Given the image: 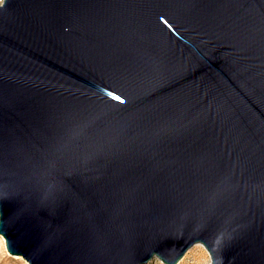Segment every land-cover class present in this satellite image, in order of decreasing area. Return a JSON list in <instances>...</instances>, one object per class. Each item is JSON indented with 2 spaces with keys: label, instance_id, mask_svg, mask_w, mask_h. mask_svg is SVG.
Returning <instances> with one entry per match:
<instances>
[{
  "label": "water",
  "instance_id": "1",
  "mask_svg": "<svg viewBox=\"0 0 264 264\" xmlns=\"http://www.w3.org/2000/svg\"><path fill=\"white\" fill-rule=\"evenodd\" d=\"M0 235L264 264V0H0Z\"/></svg>",
  "mask_w": 264,
  "mask_h": 264
},
{
  "label": "rangeland",
  "instance_id": "2",
  "mask_svg": "<svg viewBox=\"0 0 264 264\" xmlns=\"http://www.w3.org/2000/svg\"><path fill=\"white\" fill-rule=\"evenodd\" d=\"M0 264H28L20 257L10 255L0 235ZM146 264H165L158 258H153ZM178 264H211V258L208 250L202 244H196L191 247Z\"/></svg>",
  "mask_w": 264,
  "mask_h": 264
},
{
  "label": "bare ground",
  "instance_id": "3",
  "mask_svg": "<svg viewBox=\"0 0 264 264\" xmlns=\"http://www.w3.org/2000/svg\"><path fill=\"white\" fill-rule=\"evenodd\" d=\"M1 237H2V236H1ZM2 240H3V242H5L3 237H2ZM20 257H21V256H20Z\"/></svg>",
  "mask_w": 264,
  "mask_h": 264
}]
</instances>
